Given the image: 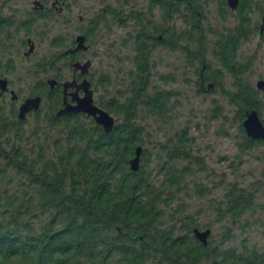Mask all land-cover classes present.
<instances>
[{
  "label": "trees",
  "instance_id": "obj_1",
  "mask_svg": "<svg viewBox=\"0 0 264 264\" xmlns=\"http://www.w3.org/2000/svg\"><path fill=\"white\" fill-rule=\"evenodd\" d=\"M208 1L154 0L159 3L162 21L167 22L159 28L155 26L161 36L153 40L137 31L132 39L133 69L126 98L113 97L96 103L118 116L119 121L115 120L110 132H104L92 121L85 125L84 114L57 116L61 100L57 92L52 98L55 104L51 120L54 124L62 120L63 127L51 156L41 152L38 157L26 159L17 147H11V152L0 149L5 163L0 167V264H264V249L247 245V239L241 238L240 244L233 239L218 243L210 233L203 245L192 229L209 227L199 224L194 215L184 213L180 202L171 208L176 198L173 193L179 192L188 173L186 166L184 169L175 165L180 150L187 145L186 137L177 139L178 144L171 146L161 164L159 171L164 177L160 186L143 169L145 164L136 171L129 168L135 148L142 147L141 113L156 117L167 113V93L156 87L149 91L150 69L156 64L154 49L181 48L188 60L203 62L208 45L199 19L202 5ZM217 1L227 7L225 0ZM251 10V0H240L231 30L219 36L212 51L231 76L232 90L225 94L236 107L240 121L251 109L260 116L261 106L260 91L244 77L249 63L237 62L240 45L254 35ZM226 11L221 9L224 19ZM180 13L188 28L169 24ZM86 33L91 36L89 31ZM214 76L221 77L218 71ZM6 128L5 123L0 124V135ZM239 130L241 150L264 146L263 140L246 136L242 122ZM10 159L14 160L11 164ZM261 159L264 160V150ZM9 164L15 176H25L21 195L9 188L14 178L9 174ZM228 185L223 199L216 202V215L235 220L254 207L253 194L243 187ZM166 190L172 192L168 194ZM162 204L170 207L166 216L168 222L179 223L177 230L163 221ZM40 211L48 212V217L35 231L31 221Z\"/></svg>",
  "mask_w": 264,
  "mask_h": 264
},
{
  "label": "rangeland",
  "instance_id": "obj_2",
  "mask_svg": "<svg viewBox=\"0 0 264 264\" xmlns=\"http://www.w3.org/2000/svg\"><path fill=\"white\" fill-rule=\"evenodd\" d=\"M46 3L50 12L41 19L34 18L33 14L34 20L30 22L29 30L20 28L19 23L34 12L33 0L0 3V13L14 18L13 25L15 22L16 25L12 33L17 34L11 37L12 41L1 35L0 76L4 75L10 80L11 88L19 97L16 102L10 101V95L0 98V124L5 123L7 126L0 135V149L11 152V147H17L26 159L38 157L41 152L46 157L51 156V150L60 138L63 121H57V124L52 122L51 109L55 103L51 98L44 97L38 110L27 114L24 119L16 116L19 102L31 96L36 86L47 83L45 79L48 77L60 72L62 78L70 79L71 74L70 67L63 65L61 59L46 68L37 64L43 63L45 57H54L57 52L69 47L71 38L87 30L92 39L86 57L91 58L92 62L95 103L108 102L113 97L121 100L126 98L133 69L134 31L133 21L126 19L123 12L141 7L146 4V0H64L58 4V11L51 10L54 8L51 0H46ZM251 6L254 35L240 45L237 62L249 63V70L244 77L256 88L257 81H264V27L263 32H259L264 18V0H251ZM221 9L227 10L225 19L221 16ZM174 18L169 24L174 23L178 29L188 28L182 13ZM199 20L208 45L203 62L188 60L181 48L174 50L157 46L154 50L156 64L150 69L149 91L156 87L167 93V113L165 117L141 113L139 123L142 127L143 155L140 164H145L146 167H141L150 172L154 184L160 186L163 181L159 171L161 164L166 160L171 146L178 144L177 139L181 135L186 137L187 145L180 150L181 155L175 165L184 169L186 166L188 173L179 192L173 193L176 198L171 208L180 202L184 213L194 215L199 224L211 229L215 242L224 240L229 243V239H233L240 244L242 238L247 239V245L264 249V160L261 159L264 146L241 150L239 124L242 121L238 118L236 107L228 102L225 94L227 90H232L231 76L212 54L215 41L221 34L231 30L235 21L234 11L231 12L220 1L210 0L202 5V17ZM160 24L166 25L167 22L164 23L161 18ZM25 32L34 41V50L29 56L24 55L28 46H20L19 39L26 37ZM56 41L62 44L56 46ZM9 61L13 68L7 70L5 65ZM217 71L220 78L214 76ZM259 91L260 119L264 124V89ZM114 118L119 121L118 116ZM82 120L87 126L90 121L96 124L87 115ZM13 162L9 160L10 164ZM3 164L0 157V167ZM10 164L8 171L14 178L9 188L21 195L20 185L25 176H15ZM228 184L243 187L253 194L254 207L235 220H224L216 215V202L223 199ZM171 192L165 191L168 194ZM160 207L165 211L162 217L165 224L170 223L177 230L179 223L175 225L172 221L168 222L166 216L170 207L164 204ZM47 217L48 212H36L31 221L35 231Z\"/></svg>",
  "mask_w": 264,
  "mask_h": 264
},
{
  "label": "flooded vegetation",
  "instance_id": "obj_3",
  "mask_svg": "<svg viewBox=\"0 0 264 264\" xmlns=\"http://www.w3.org/2000/svg\"><path fill=\"white\" fill-rule=\"evenodd\" d=\"M1 2L6 3V2H10V0H0V3ZM61 2H64V0H51V4H52V6H54V8H51V10L52 9L55 11L60 10L57 7H58V4H60ZM239 2H240V0H239ZM33 3L35 4L34 6H32V9L34 10V12H32L30 17L24 18V21L23 22L21 21L19 23L20 28H23L24 30L30 29L29 24H30V22H32V20H34V18L41 19V18L46 16V13L50 12L49 8H47L48 4L46 3V0H33ZM238 5H239V3H238ZM0 12H1V10H0ZM123 13H124V16L126 19H131L133 21L132 31H134V34L132 35V38H134L137 31H139V30H140L139 32L147 34L149 37H152L153 40H155V38L157 36H161L159 31L155 30L156 29L155 26H157L159 28L160 20H161V9H160L159 3L154 2V0H146V4L142 5L141 7H138L136 9L130 8ZM33 14L35 15V17L32 19ZM112 16H113V14H112ZM173 16H174V14H173ZM13 20H14V18L10 19V17H8L7 15H3L0 13V42H1V35H4V38H8L9 39L8 41H12L11 37H14L15 35H17V34L12 33L13 29H15L14 26L16 25V22H15V25H13ZM138 20L141 22V25H139ZM10 28H11V32H10ZM86 32H87V30H84L83 33H79L75 36V38L78 35H83L85 37V41H84L85 48L75 49L77 46V43L75 41V38L74 39L71 38V40L69 41V47H67V48L65 47V49H63L61 52H57V54L54 57H52V56L45 57V59H44L45 61L43 63L41 62L40 65L37 64L38 66H42V67L46 68L48 66H53L54 61L58 62L61 59V60H63V65L70 67V69H69L71 71L70 79H66V77L62 78V75L61 74L59 75L60 72L58 74L53 75L52 77H48L47 79H45V82H47V83H41L40 85L36 86V91L34 93H32L31 96H27V97L23 98L22 101L19 102L16 116L18 115L19 107L24 102V100L26 98H31V97H35V96H40V99H41L40 103H41V101L44 97L52 99L54 97V94L59 92L61 100H60V105L56 109L57 111H58V109L63 107L64 98H65V101L67 103H70L72 105L75 104V101L73 100L74 96H72V95L74 93H76L78 95V97L83 96L84 92L80 86V84L83 80H86L88 82L89 89L92 91V96H93L92 71H91L92 62H91V58L86 57L89 54V47L91 46V40L92 39H91L90 35L87 36ZM262 32L263 31H260V33H262ZM24 35L26 37H23L22 40L19 39L21 41L20 46L21 47L22 46L25 47L26 45L28 46V49H26L24 51V55L29 56V55H31V53L34 50V41L32 40L31 37H29L30 35L28 34V32H25ZM30 47H32L33 49L30 50ZM63 47L64 46H62V48ZM133 54H134V51H133ZM83 57L85 58L84 60H83ZM50 58H51V60H49ZM132 59H133V55H132ZM154 60H155V58H154ZM75 63H79L81 65L84 63H87V64L89 63V67L85 72H82V70L80 68L74 67ZM5 67L7 70H10L11 68H13L12 62L10 63V61H9L8 63H6ZM0 79L6 80L5 88L2 89L0 87V98H7V96L10 95V101L16 102V100L19 99V97L15 93V91L11 88L10 80L4 75L0 76ZM49 80L55 81V84L52 87L49 84ZM39 107H40V105H39ZM34 111H36V110L31 109V110L27 111L25 113L24 118H26L27 114L32 113ZM67 114H84V113H67ZM84 115H86V114H84ZM142 150H143V148H142ZM142 153H143V151L141 152V155H142ZM134 154H135V152H134ZM141 155H140V159H141ZM161 176L164 177L163 175H161Z\"/></svg>",
  "mask_w": 264,
  "mask_h": 264
},
{
  "label": "water",
  "instance_id": "obj_4",
  "mask_svg": "<svg viewBox=\"0 0 264 264\" xmlns=\"http://www.w3.org/2000/svg\"><path fill=\"white\" fill-rule=\"evenodd\" d=\"M227 6L230 10L234 11L238 7L239 0H226ZM264 21V18L262 19ZM263 22L260 25V31H263ZM77 46L75 49L85 48L84 41L85 37L83 35H78L75 38ZM33 48L30 47V50ZM75 68H80L82 72H85L89 63L74 64ZM49 84L52 87L55 84L54 80H49ZM6 86V80L0 79V87L4 89ZM84 94L81 97H78L76 93L72 96L75 104H70L63 100V107L58 109L56 112L57 116H61L67 113H84L88 117H91L97 125H100L104 132L108 133L112 130L115 124V118L105 109L96 105L92 96V91L89 89V84L86 80H83L80 84ZM256 88L259 90L264 89V81L259 80L256 83ZM40 96H35L31 98H26L24 102L19 107L18 119H24L25 113L29 110H38L40 105ZM242 126L245 131V134L252 139H260L264 141V124L260 119L258 112L255 109L246 111L245 117L242 121ZM142 152V147L137 146L135 148L134 156L129 160V168L132 171H136L140 165V155ZM194 237L200 241L203 245L207 244V238L211 233L210 228L200 230L198 228L192 229Z\"/></svg>",
  "mask_w": 264,
  "mask_h": 264
}]
</instances>
